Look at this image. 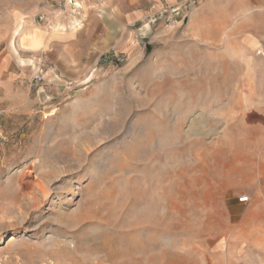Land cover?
<instances>
[{
  "label": "rangeland",
  "instance_id": "1",
  "mask_svg": "<svg viewBox=\"0 0 264 264\" xmlns=\"http://www.w3.org/2000/svg\"><path fill=\"white\" fill-rule=\"evenodd\" d=\"M182 4L130 53L94 5L0 0V264H264V43Z\"/></svg>",
  "mask_w": 264,
  "mask_h": 264
},
{
  "label": "crops",
  "instance_id": "2",
  "mask_svg": "<svg viewBox=\"0 0 264 264\" xmlns=\"http://www.w3.org/2000/svg\"><path fill=\"white\" fill-rule=\"evenodd\" d=\"M78 6L84 11L83 7L94 5L100 11H105L107 20L113 23L115 27L127 28L136 21L146 17L148 14L162 9L165 6H174L182 2V0H75ZM194 1V0H193ZM199 6L192 15L190 21V29H205L209 27V14L213 11V16L221 21L220 27L223 30L230 27L238 31L237 36L229 37L228 42L252 45L250 49H260L264 43V0H195ZM104 3V4H103ZM103 4V5H102ZM83 5V6H82ZM80 9V7H79ZM83 20L85 18V12ZM82 15V12L80 13ZM83 24V23H81ZM251 29L248 36L246 29ZM129 31V32H128ZM55 32V31H54ZM51 32L45 35V47L56 41L69 39L73 32L59 33ZM121 36L120 49L123 52L132 53L138 46L135 33L130 29ZM203 37L204 35H197ZM50 46V45H49ZM257 47V48H256ZM24 49V48H23ZM38 49V48H37ZM37 49L25 48L24 50L36 51ZM12 60L14 53L11 46L7 47L3 58L0 60V73L11 74ZM64 59H61L63 61ZM57 67V65H56ZM261 106V104H260ZM264 106V105H263ZM264 116V115H263ZM264 121V118H262Z\"/></svg>",
  "mask_w": 264,
  "mask_h": 264
},
{
  "label": "built area",
  "instance_id": "3",
  "mask_svg": "<svg viewBox=\"0 0 264 264\" xmlns=\"http://www.w3.org/2000/svg\"><path fill=\"white\" fill-rule=\"evenodd\" d=\"M185 4L174 5V6H165L162 9L148 14L139 22H134L130 25L132 28H136L139 25H142V28L145 26L156 25L160 20H164L168 28H174L177 25V17L180 15L181 9ZM37 81H41L40 78H37ZM3 111L0 109V117L2 116ZM241 203L248 201L247 197L240 198Z\"/></svg>",
  "mask_w": 264,
  "mask_h": 264
},
{
  "label": "bare ground",
  "instance_id": "4",
  "mask_svg": "<svg viewBox=\"0 0 264 264\" xmlns=\"http://www.w3.org/2000/svg\"><path fill=\"white\" fill-rule=\"evenodd\" d=\"M17 184V183H16ZM23 185H24V183H23ZM29 186L32 188V191L33 190H35L36 188H38V187H40V184H37V183H35L34 181H32V182H30L29 183ZM17 187H19V186H16L15 188V190L16 191H13V190H11V189H9V190H7L8 191V194L10 195V197L12 196V197H17L18 196V188ZM13 188V187H12ZM27 188V187H26ZM29 189V188H28ZM41 189H42V191L41 192H43V196H44V198H48L49 196H50V192H49V190L48 189H46L45 187H41ZM17 199V198H16ZM39 203L38 202H36V204L34 205V208H39Z\"/></svg>",
  "mask_w": 264,
  "mask_h": 264
}]
</instances>
